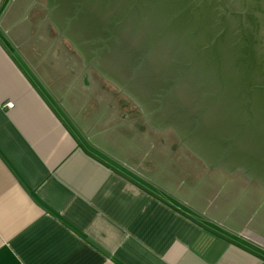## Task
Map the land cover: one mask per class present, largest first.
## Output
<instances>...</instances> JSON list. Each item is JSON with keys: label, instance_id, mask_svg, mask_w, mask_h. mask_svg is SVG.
<instances>
[{"label": "crops", "instance_id": "0c3cea01", "mask_svg": "<svg viewBox=\"0 0 264 264\" xmlns=\"http://www.w3.org/2000/svg\"><path fill=\"white\" fill-rule=\"evenodd\" d=\"M47 0H0V264H264V186L132 124Z\"/></svg>", "mask_w": 264, "mask_h": 264}, {"label": "water", "instance_id": "95a60500", "mask_svg": "<svg viewBox=\"0 0 264 264\" xmlns=\"http://www.w3.org/2000/svg\"><path fill=\"white\" fill-rule=\"evenodd\" d=\"M132 124L264 186V0H47Z\"/></svg>", "mask_w": 264, "mask_h": 264}, {"label": "rangeland", "instance_id": "374dc122", "mask_svg": "<svg viewBox=\"0 0 264 264\" xmlns=\"http://www.w3.org/2000/svg\"><path fill=\"white\" fill-rule=\"evenodd\" d=\"M169 129V132L171 134L172 128H166V131Z\"/></svg>", "mask_w": 264, "mask_h": 264}]
</instances>
